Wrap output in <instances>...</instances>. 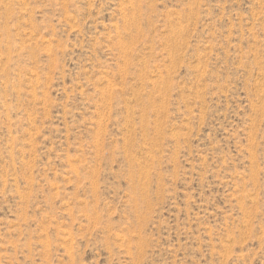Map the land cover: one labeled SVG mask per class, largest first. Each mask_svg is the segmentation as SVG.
Wrapping results in <instances>:
<instances>
[{
	"label": "rangeland",
	"instance_id": "rangeland-1",
	"mask_svg": "<svg viewBox=\"0 0 264 264\" xmlns=\"http://www.w3.org/2000/svg\"><path fill=\"white\" fill-rule=\"evenodd\" d=\"M0 264H264V0H0Z\"/></svg>",
	"mask_w": 264,
	"mask_h": 264
}]
</instances>
